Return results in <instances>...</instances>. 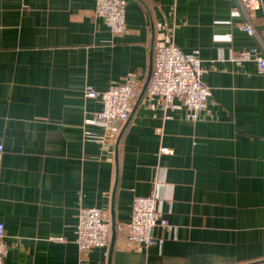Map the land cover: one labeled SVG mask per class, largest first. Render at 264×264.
<instances>
[{
  "label": "crops",
  "instance_id": "1",
  "mask_svg": "<svg viewBox=\"0 0 264 264\" xmlns=\"http://www.w3.org/2000/svg\"><path fill=\"white\" fill-rule=\"evenodd\" d=\"M124 1L127 30L115 35L94 0H0L5 264H264V73L230 59L264 55V0L253 12L240 0ZM169 43L201 60L211 97L197 120L142 94ZM127 78L141 85L127 126L87 125L102 104L85 89ZM159 182L169 227L150 246L130 243L133 201ZM83 207L115 226L107 248L79 251Z\"/></svg>",
  "mask_w": 264,
  "mask_h": 264
},
{
  "label": "built area",
  "instance_id": "2",
  "mask_svg": "<svg viewBox=\"0 0 264 264\" xmlns=\"http://www.w3.org/2000/svg\"><path fill=\"white\" fill-rule=\"evenodd\" d=\"M98 15L105 19L115 35L126 32V2L124 0H94ZM249 12L255 10L256 0H240ZM239 29L249 36H255L254 23L245 21ZM236 63L255 62L258 71L264 73V55L257 48L242 50L231 56ZM203 73L198 53L186 54L174 43L156 48L153 57V70L147 93L159 98L166 108H186L189 117L197 120L208 107L211 89L206 86L201 76ZM141 91V85L132 78L110 86L105 92H97L88 86L85 97L100 100L102 109L93 118L85 121L87 125L103 126L110 134L117 135L130 119L134 102ZM180 101V104L176 103ZM4 148L0 144V158ZM162 152H169L163 149ZM158 183L149 196L136 197L133 201L132 215L127 225L126 239L130 243L150 246L155 243L153 235L158 226L169 227L162 211L160 188ZM77 246L81 253L95 248H107L111 241L112 227L104 219L98 208H81L78 213L76 228ZM8 247L5 242V226L0 222V264H5Z\"/></svg>",
  "mask_w": 264,
  "mask_h": 264
},
{
  "label": "water",
  "instance_id": "3",
  "mask_svg": "<svg viewBox=\"0 0 264 264\" xmlns=\"http://www.w3.org/2000/svg\"><path fill=\"white\" fill-rule=\"evenodd\" d=\"M152 70H153V61H152V63H151V73H150V77H149V79H148V82L145 84V86H144V88H143V90H142V94L147 90L148 84H149L150 79H151ZM132 115H133V111H132V114H131V116H130L129 121L131 120ZM129 121L125 124V126H127V124L129 123ZM123 131H124V130H122L120 136L122 135ZM112 227H113V228H112V230H113V238H112V240H115V237H116V228H115L114 225H113Z\"/></svg>",
  "mask_w": 264,
  "mask_h": 264
}]
</instances>
